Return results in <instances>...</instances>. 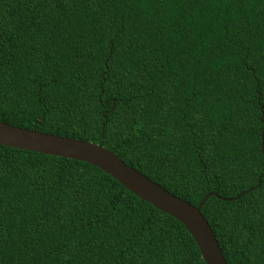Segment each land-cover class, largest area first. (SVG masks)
I'll use <instances>...</instances> for the list:
<instances>
[{"label": "trees", "instance_id": "trees-1", "mask_svg": "<svg viewBox=\"0 0 264 264\" xmlns=\"http://www.w3.org/2000/svg\"><path fill=\"white\" fill-rule=\"evenodd\" d=\"M0 122L102 141L193 206L217 193L226 263L264 264V0H0ZM0 264L205 262L97 167L0 145Z\"/></svg>", "mask_w": 264, "mask_h": 264}, {"label": "water", "instance_id": "water-1", "mask_svg": "<svg viewBox=\"0 0 264 264\" xmlns=\"http://www.w3.org/2000/svg\"><path fill=\"white\" fill-rule=\"evenodd\" d=\"M103 128L104 126L102 131ZM0 145L72 159L97 167L137 198L182 224L195 242L205 264H227L211 228L200 213L205 200L210 196H217V193L206 195L197 206H193L127 166L118 156L105 149L102 141L93 144L0 122ZM259 185L260 178L255 188ZM239 197L241 195L234 200Z\"/></svg>", "mask_w": 264, "mask_h": 264}]
</instances>
